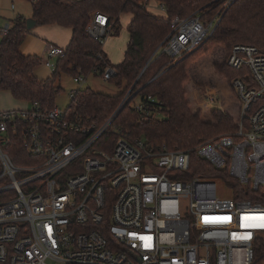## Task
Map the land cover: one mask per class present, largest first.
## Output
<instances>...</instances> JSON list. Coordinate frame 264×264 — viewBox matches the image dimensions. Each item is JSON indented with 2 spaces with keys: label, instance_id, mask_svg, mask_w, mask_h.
I'll return each instance as SVG.
<instances>
[{
  "label": "built area",
  "instance_id": "built-area-1",
  "mask_svg": "<svg viewBox=\"0 0 264 264\" xmlns=\"http://www.w3.org/2000/svg\"><path fill=\"white\" fill-rule=\"evenodd\" d=\"M220 19H172L152 60L166 54L168 67L175 65L213 35ZM109 20L97 12L87 26L102 46L111 35ZM11 27L0 25V39ZM65 54L50 45L41 63L54 72L52 60ZM228 65L244 72L233 81L242 104L239 129L193 150L156 149L114 126L128 105L139 124L154 117L156 99L134 88L103 125L37 102L0 111V264H262L264 206L218 197L216 181L227 184L221 178L185 180L195 153L251 193H264V53L236 45ZM116 75L108 67L103 78ZM73 78L79 89L72 99L87 83L81 73ZM107 133L117 136L113 146L104 143L111 150L97 149ZM15 136L23 148L18 165L7 152Z\"/></svg>",
  "mask_w": 264,
  "mask_h": 264
},
{
  "label": "trees",
  "instance_id": "trees-1",
  "mask_svg": "<svg viewBox=\"0 0 264 264\" xmlns=\"http://www.w3.org/2000/svg\"><path fill=\"white\" fill-rule=\"evenodd\" d=\"M28 1L38 26L69 28L73 30V37L65 56L58 59L52 77L40 80L35 71L41 59L20 51L30 33L27 19L18 17L11 22V29L0 41V91H9L16 101L37 102L44 108H53L61 91L55 81L62 75L74 77L81 73L85 77L91 74L103 77L105 70L113 67L117 75L110 82L122 89L120 94L109 96L87 87L71 99L69 108L103 125L132 88L141 97L152 96L156 103L150 109L155 115L149 122L139 124V114L128 105L119 112L114 126L146 140L156 149L193 150L204 142L228 136L239 129L242 104L233 81L244 72L230 67L228 60L236 45L255 46L264 53V0H151V3L155 1L165 6L162 17L152 14L145 0ZM97 12L109 17L110 37L120 35L123 15L132 17L127 28L129 40L120 65L114 66L103 46L87 33V26ZM193 14L205 21L220 16L213 35L198 50L171 67H168L171 59L166 54H159L152 60L171 32L172 19ZM194 90L210 100L215 95L224 97L222 108L210 110L207 119L200 106H191L188 91ZM194 98L197 99L196 94ZM260 104H264V100ZM115 140L117 136L107 133L96 148L110 151L111 144L106 146L104 143L109 141L113 146ZM7 152L18 165V152H23L18 136L12 138ZM1 171L0 167V174ZM187 176L185 180L221 178L232 189L234 199L245 198L264 206V193H251L227 171L219 172L195 153L191 156ZM3 182L0 181V186ZM4 198L5 195L0 194V200ZM262 252L264 235L257 248L258 256ZM261 263L264 264V258Z\"/></svg>",
  "mask_w": 264,
  "mask_h": 264
},
{
  "label": "rangeland",
  "instance_id": "rangeland-1",
  "mask_svg": "<svg viewBox=\"0 0 264 264\" xmlns=\"http://www.w3.org/2000/svg\"><path fill=\"white\" fill-rule=\"evenodd\" d=\"M15 6V10L11 11V6ZM0 8L2 13V24H7L15 20L18 16H23L29 18L32 16V5L28 0H0ZM149 10H152L153 13H156L159 16H165V12L161 11L160 5L153 1L149 5ZM131 15L125 14L121 19L122 31L118 37H110L108 41L103 46V50L108 56L109 60L114 66L120 65L124 59L125 48L127 46L129 35H128V22ZM41 48L35 53L40 56ZM43 59L45 56H42ZM57 59L52 60L53 63H57ZM53 70L45 67L42 63L38 66L35 71L36 76L41 80H47L53 75ZM56 87L61 89L60 93L57 95L55 100V106L62 109L67 110L71 103V93L74 90H78L79 86L74 81V78L70 75H62L59 79L55 81ZM89 87L92 91L97 93H102L109 96H116L120 94L122 91L116 84L105 81L101 76H95L91 74L87 76V83L83 85V88ZM196 94V98L194 95ZM188 97L191 100L192 108L196 106H200L203 110V115L209 119L210 110H206L211 108H222L221 102L224 101V97H217L216 95L213 98L207 99L204 95L199 94L196 90L193 92L188 91ZM193 97V98H192ZM239 97V96H238ZM15 99L12 97L9 91H0V110L7 111L2 109V107L10 106L15 104ZM135 101V100H134ZM13 102V103H12ZM18 107H30L29 104H19ZM162 117V116H161ZM217 184V196L218 197H232L233 191L232 189L224 182L216 181Z\"/></svg>",
  "mask_w": 264,
  "mask_h": 264
},
{
  "label": "crops",
  "instance_id": "crops-1",
  "mask_svg": "<svg viewBox=\"0 0 264 264\" xmlns=\"http://www.w3.org/2000/svg\"><path fill=\"white\" fill-rule=\"evenodd\" d=\"M157 3V2H156ZM149 9V8H148ZM13 10H15V6L12 5L11 6V11L13 12ZM150 12H152V10H149ZM152 14L157 15L156 13ZM19 17H23V16H19ZM123 17V16H122ZM121 17V19H122ZM18 18V16L16 17ZM15 18V19H16ZM26 18V17H24ZM2 13H1V8H0V25H2ZM28 19H33V16L26 18ZM132 20V17L129 18V22H128V26L130 24ZM2 22V23H1ZM11 23V22H10ZM73 37V30L69 29V28H63L57 25H47V26H36L33 30L30 31V33L26 36L20 51L27 56H38L41 60L43 59V55L45 56V58L47 57L46 55V48L50 45L52 46H58L64 49H67L68 46L71 43ZM1 41V39H0ZM41 48V53L40 56L36 55L35 53H37V51ZM126 50V48H125ZM42 80V79H41ZM15 104H12L11 107L10 106H5L2 107V109L4 110H19V109H25L27 107H18V103L19 104H28L27 102H20V101H14ZM13 103V102H12ZM30 105V104H29ZM206 110H211V108L206 109ZM1 111V110H0ZM3 111V110H2Z\"/></svg>",
  "mask_w": 264,
  "mask_h": 264
},
{
  "label": "water",
  "instance_id": "water-1",
  "mask_svg": "<svg viewBox=\"0 0 264 264\" xmlns=\"http://www.w3.org/2000/svg\"><path fill=\"white\" fill-rule=\"evenodd\" d=\"M219 23H220V21H219ZM219 23H218V25H219ZM218 25H217V27H218ZM36 26H37V21H36V20H34V19H28V20H27V30H28V31L33 30ZM217 27H216V28H217ZM215 30H216V29H215ZM214 32H215V31H214ZM209 38H210V37H209ZM209 38H208V39H209ZM208 39H207V40H208ZM207 40H206V41H207ZM206 41H205V42H206ZM200 47H201V46H200ZM200 47H199V48H200ZM199 48H198V49H199ZM198 49H197V50H198ZM154 79H156V78H154Z\"/></svg>",
  "mask_w": 264,
  "mask_h": 264
}]
</instances>
